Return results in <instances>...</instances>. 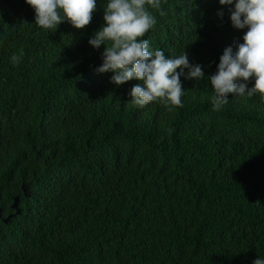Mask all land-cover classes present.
Wrapping results in <instances>:
<instances>
[{
	"label": "trees",
	"instance_id": "1",
	"mask_svg": "<svg viewBox=\"0 0 264 264\" xmlns=\"http://www.w3.org/2000/svg\"><path fill=\"white\" fill-rule=\"evenodd\" d=\"M108 2L83 29L55 30L27 0H0V264L264 259V96L229 93L215 111L209 80L244 42L237 0H161L165 15L146 6L157 22L140 39L205 73L180 77L182 107L137 106L139 80L97 71L106 45L89 40Z\"/></svg>",
	"mask_w": 264,
	"mask_h": 264
},
{
	"label": "clouds",
	"instance_id": "2",
	"mask_svg": "<svg viewBox=\"0 0 264 264\" xmlns=\"http://www.w3.org/2000/svg\"><path fill=\"white\" fill-rule=\"evenodd\" d=\"M219 2L233 4V0ZM27 3L35 9V23L43 29L56 30L64 20L83 29L92 20L97 0H27ZM146 6L165 15L161 0H109L105 25L89 40L97 49L106 45L103 64L97 71L114 72L111 79L116 85L139 80L141 83L134 85L129 93L137 106L159 101L166 106L182 107L184 89L180 77L186 75L188 79L199 81L204 79L205 73L202 66L190 64L186 52L178 57H166L162 50L151 51L147 39H140L157 22ZM230 11L233 26L248 30L236 51L231 46L225 49L218 71L209 77L215 93L212 99L215 111L228 103L229 93L264 96V0H237L235 10ZM219 15L222 17L223 12ZM11 59L14 65L20 62V56L15 54ZM185 69L189 70L186 74ZM253 77L255 84L248 88L247 82ZM241 80L244 82L239 83ZM254 264H264V259H257Z\"/></svg>",
	"mask_w": 264,
	"mask_h": 264
},
{
	"label": "water",
	"instance_id": "3",
	"mask_svg": "<svg viewBox=\"0 0 264 264\" xmlns=\"http://www.w3.org/2000/svg\"><path fill=\"white\" fill-rule=\"evenodd\" d=\"M18 201H19V196H15L13 207L17 208L18 207ZM17 212H20V209H17ZM13 214H9L7 217L4 219L7 221L9 218L12 217ZM0 216H1V208H0Z\"/></svg>",
	"mask_w": 264,
	"mask_h": 264
}]
</instances>
